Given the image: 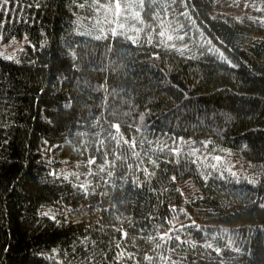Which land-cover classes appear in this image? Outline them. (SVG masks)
Masks as SVG:
<instances>
[{
    "label": "trees",
    "instance_id": "obj_1",
    "mask_svg": "<svg viewBox=\"0 0 264 264\" xmlns=\"http://www.w3.org/2000/svg\"><path fill=\"white\" fill-rule=\"evenodd\" d=\"M2 45L0 264H264V0H0Z\"/></svg>",
    "mask_w": 264,
    "mask_h": 264
},
{
    "label": "rangeland",
    "instance_id": "obj_2",
    "mask_svg": "<svg viewBox=\"0 0 264 264\" xmlns=\"http://www.w3.org/2000/svg\"><path fill=\"white\" fill-rule=\"evenodd\" d=\"M117 10H118V8H117ZM212 50L217 52L218 48L214 45V46H212ZM0 52L2 54L7 55V56H10L13 53V51H11V49L7 45L0 46Z\"/></svg>",
    "mask_w": 264,
    "mask_h": 264
}]
</instances>
